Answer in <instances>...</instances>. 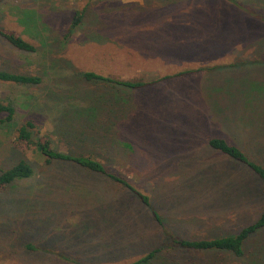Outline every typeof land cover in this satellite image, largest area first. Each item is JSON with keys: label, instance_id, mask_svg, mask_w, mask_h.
I'll return each mask as SVG.
<instances>
[{"label": "rangeland", "instance_id": "rangeland-1", "mask_svg": "<svg viewBox=\"0 0 264 264\" xmlns=\"http://www.w3.org/2000/svg\"><path fill=\"white\" fill-rule=\"evenodd\" d=\"M0 31L36 48L0 35V71L42 79L0 83L15 110L0 124V172L21 160L35 170L0 190V264H134L156 248L153 264H264V229L239 259L170 239L231 237L264 213V182L209 144L223 139L264 167V0H0ZM85 72L169 79L130 89ZM28 121L34 142L100 160L148 201L103 175L48 164L35 145L18 149Z\"/></svg>", "mask_w": 264, "mask_h": 264}, {"label": "trees", "instance_id": "trees-1", "mask_svg": "<svg viewBox=\"0 0 264 264\" xmlns=\"http://www.w3.org/2000/svg\"><path fill=\"white\" fill-rule=\"evenodd\" d=\"M98 1V0H91ZM100 1V0H99ZM84 15L83 12H76L71 27L68 32V36L81 25L83 22ZM0 35L13 47L20 51L33 53L36 52L35 46L23 39L21 36L0 31ZM189 72L179 73L176 76H183ZM83 78L87 81H97L104 82L107 84L120 86L130 89H141L154 84H157L161 81L169 79L165 77L153 82H143V81H117L111 78H105L103 76L97 75L92 72H85L81 74ZM42 79L39 76L34 75H22L15 74L8 71H0V83H13L17 85H39L41 84ZM0 115L4 116L0 120V124H9L13 121L15 116V110L10 105H7L0 101ZM35 125L32 121L26 122L22 127L17 131V136L15 139V146L18 149L23 150L24 148L29 147L30 145H35L38 155L43 158L46 163L51 164L53 162H67L74 166L89 170L91 172L105 176L107 179H110L112 182L122 185L123 187L129 189L134 193L138 198H141L144 202H147L148 199L137 192L122 176L108 172L106 166L103 162L98 159H95L91 156H76L72 154H65L56 150L52 143L48 140L40 139L37 142L33 141V130ZM210 147L216 151H220L223 154L227 155L233 160L241 162L249 167L250 170L254 172L263 182H264V167L250 161L237 147L230 145L223 139H213L210 141ZM35 170L31 163L27 160H21L18 163L14 164L7 170L0 172V190H6L7 188L13 187L15 184L21 181H28L33 178ZM158 220L159 217L156 216ZM161 223V221H160ZM264 229V213L261 217L254 223L243 229L237 235L225 238L217 239H201V240H186L178 238H170L172 246L174 248H180L187 251H196V252H219L227 253L236 258L243 257L245 254V244L248 240L255 234L257 231ZM162 248H156L155 250L147 253V255L135 262L134 264H153L155 260L162 253ZM84 264V263H78Z\"/></svg>", "mask_w": 264, "mask_h": 264}]
</instances>
